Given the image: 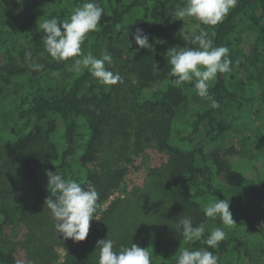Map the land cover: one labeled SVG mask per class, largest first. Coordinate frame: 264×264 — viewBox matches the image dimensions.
<instances>
[{
    "label": "trees",
    "instance_id": "1",
    "mask_svg": "<svg viewBox=\"0 0 264 264\" xmlns=\"http://www.w3.org/2000/svg\"><path fill=\"white\" fill-rule=\"evenodd\" d=\"M20 1L26 11L14 21L8 18L6 3L0 0V48L8 49L0 62V94L5 85L21 75L41 77L48 72L60 74L63 70L65 75L59 91L44 93L36 82L22 87L3 106L5 129L0 130V157L1 150L11 157L17 173L14 188L23 193L33 190L39 198L36 202H26L25 208L18 205L11 211L0 208V233L11 214H19L29 232L22 244L27 254L35 263L49 264L47 245L38 233L40 224H45L42 218L46 206L40 202L45 204L46 198L52 196L46 172L57 171L84 187L88 182L97 186V146L107 122L105 114L120 96L117 90L120 84H101L85 68L66 74V65L76 58L58 62L45 50L42 39L45 34L39 27L41 17L63 22L85 0ZM101 1L105 14L98 31L86 35L82 54L92 53L97 57L110 54L112 60L122 58L121 46L127 29L133 30L134 35L141 29L147 35L150 49L140 48L134 41L125 52L134 76L124 93L134 108L166 117L157 143L174 161L163 194L188 210L187 217H191L193 226L205 227L199 241H185L182 232L175 229L169 232L166 241L165 237H155L139 246L152 252V264H175L184 248L211 251L218 257V264H264V174L253 166L255 177L248 175V167L236 162V148L226 138L231 128L229 108L243 113L251 110L254 103L264 101V0H238L222 22L215 26L200 25L209 32L213 45L227 47L229 58L233 56L263 88L255 91L246 84L237 89L229 82L228 73H218L209 88L220 105L218 108H212L209 100L199 97L193 83L177 86L173 84L176 77L169 75L172 66L167 62L166 52L177 46L196 47L181 39L174 17L166 13L170 7L176 10L174 5L181 6L183 0ZM43 2L46 5L40 12ZM28 52L30 58L25 55ZM34 63L42 68L34 70L31 67ZM106 67L112 71L111 65ZM193 100L197 103H192ZM256 146L259 157L264 159V147L258 141ZM8 161L4 162L6 166ZM116 175L121 177L122 171L117 170ZM234 190H241L248 201L234 197L231 192ZM218 199L230 200L236 219L232 228L238 233L211 248L203 243L212 230L206 225L208 217L204 208ZM35 234L36 244L40 243L38 249L32 250L29 247ZM0 264L28 262L20 260L11 250H3L0 241ZM62 264L92 263L72 259Z\"/></svg>",
    "mask_w": 264,
    "mask_h": 264
},
{
    "label": "rangeland",
    "instance_id": "2",
    "mask_svg": "<svg viewBox=\"0 0 264 264\" xmlns=\"http://www.w3.org/2000/svg\"><path fill=\"white\" fill-rule=\"evenodd\" d=\"M4 2L9 19L17 21L26 11V7L20 0H4ZM96 2L104 6L101 0ZM185 2L186 0H183L179 7H183ZM45 5V2L41 4L40 12L44 10ZM174 7L177 10L178 6L174 5ZM176 10L170 7L166 9V13H171L182 34L184 21L176 18ZM44 19L41 17L40 22ZM197 23L199 22L194 18H189L185 22L186 27ZM134 33L133 30H126L121 46L124 49V55L122 58L115 57L111 65L112 71L118 72L123 82L118 83L120 88L117 87V90L120 96L115 99L116 105L108 109L105 114L107 122L103 126V133L97 146L96 170L99 174V182L96 190L99 193V207L94 215L97 220L93 219L90 222L87 238L77 242L71 238H65L62 233H57L51 211L45 207L44 218H42L45 224H40L38 233L42 234V239L47 245V253L51 259L49 264H62L72 259L98 264L97 241L107 237L115 241L116 250H119L121 245L131 246L132 243L139 246L155 237L160 239L165 237L164 241H166L170 235L169 232L177 229L179 220L188 216V210L185 207L170 201L169 197L163 194L174 161L170 154L161 149L157 143L158 136L164 131L166 117L160 113L151 114L134 108L124 93L128 91L129 81L134 76L130 64L125 60L127 55L125 52L129 51L135 41ZM181 39L183 40L182 37ZM7 53V48H0V62L4 60ZM230 59L232 71L228 73V77L231 85L237 89L246 84L253 86L255 91L263 89L252 80L249 71L239 66L233 56H230ZM73 62L70 61V64L66 65V74L71 71ZM64 73L63 70L60 74L48 72L41 77L21 75L5 85L0 94V130L5 129L3 106L13 99L22 87L37 82L44 93L56 92L60 90L59 85ZM192 103L197 101L193 100ZM228 115L231 128L226 138L236 148V162L240 166L248 167V175L251 177H255L256 174L253 166L258 167V172L264 174V159L259 157L256 146L258 141L264 147V101H260L259 104L254 103L251 110L243 113L229 108ZM1 152L0 170L3 169L4 173L0 172V208L11 211L14 205L25 208L26 202L38 201L39 196L35 191L27 189L23 193L14 188L17 186L14 181L17 173L11 164V157L5 150ZM5 160H9L7 166L4 164ZM117 170L122 171L121 177L116 175ZM231 192L235 195L234 197L240 196L248 201V196L241 190ZM40 203L41 206L45 205L44 202ZM230 211L236 221L234 212L232 209ZM19 216V214L18 216L11 214L7 225L1 231L2 249L11 250L20 260L28 264H43L44 261L35 263L34 260L33 262L31 260L33 258L27 254L26 248L22 245L27 240L26 234L29 232L21 221L22 217L19 219ZM206 225L209 229L221 227L226 233L225 237H232L238 233L237 229L232 228L233 226L223 225L219 216L216 219L208 217ZM31 231L33 232L32 229ZM36 238L35 234L29 249H38L40 241L36 244Z\"/></svg>",
    "mask_w": 264,
    "mask_h": 264
},
{
    "label": "clouds",
    "instance_id": "3",
    "mask_svg": "<svg viewBox=\"0 0 264 264\" xmlns=\"http://www.w3.org/2000/svg\"><path fill=\"white\" fill-rule=\"evenodd\" d=\"M238 0H186L183 7L177 8L175 16L184 21L181 37L187 43L196 47H173L165 56L170 63V76L176 77L173 84L181 86L193 83L196 94L210 101L212 108L220 105L209 92L210 84L217 78V74L230 73L232 61L229 58V49L224 46L216 47L210 38L209 32L200 25L215 26L222 22L226 15L236 7ZM105 9L96 0H85L76 7L71 16L63 22L57 18L44 19L39 27L42 29L43 41L46 52L56 61L74 59L71 69L80 72L82 68L88 69L90 74L99 83L115 85L122 83L123 78L118 72L109 70L107 65H112L110 54L97 57L92 53L82 54V44L86 35L98 31V25ZM194 18L199 23L186 27L185 22ZM120 26L117 25V28ZM140 48H151L148 37L141 29L136 30L134 36ZM31 57V53L25 54ZM34 70L42 68L40 64H32ZM48 190L52 196L45 200V206L51 211L55 221L57 233H62L65 238L74 241H84L90 229V222L99 207V193L93 183L88 182L86 187L81 186L72 179H67L57 171H47ZM205 216L216 219L220 217L223 225L234 226L236 222L230 211V200L223 199L210 202L204 208ZM97 220V219H95ZM178 231L182 232L185 241H199L205 233L203 224L193 226L191 217H184L177 224ZM226 236L221 227H214L203 243L211 248L218 246ZM115 241L110 238L97 241L99 248L98 264H152V252L132 243L131 246L121 245L116 250ZM175 264H218V257L206 249L180 251Z\"/></svg>",
    "mask_w": 264,
    "mask_h": 264
}]
</instances>
